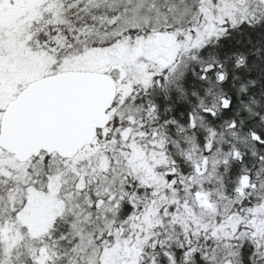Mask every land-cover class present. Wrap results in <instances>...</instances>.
Here are the masks:
<instances>
[{
  "label": "snow or ice",
  "instance_id": "snow-or-ice-1",
  "mask_svg": "<svg viewBox=\"0 0 264 264\" xmlns=\"http://www.w3.org/2000/svg\"><path fill=\"white\" fill-rule=\"evenodd\" d=\"M0 264H264V0H0Z\"/></svg>",
  "mask_w": 264,
  "mask_h": 264
}]
</instances>
